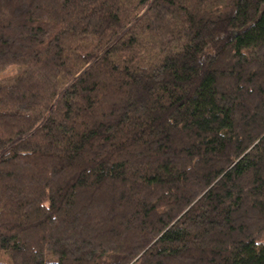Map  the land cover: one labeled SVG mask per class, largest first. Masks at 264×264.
Here are the masks:
<instances>
[{"label":"trees","instance_id":"1","mask_svg":"<svg viewBox=\"0 0 264 264\" xmlns=\"http://www.w3.org/2000/svg\"><path fill=\"white\" fill-rule=\"evenodd\" d=\"M264 0H0V264H264Z\"/></svg>","mask_w":264,"mask_h":264},{"label":"rangeland","instance_id":"2","mask_svg":"<svg viewBox=\"0 0 264 264\" xmlns=\"http://www.w3.org/2000/svg\"><path fill=\"white\" fill-rule=\"evenodd\" d=\"M260 241H264V235L260 238Z\"/></svg>","mask_w":264,"mask_h":264}]
</instances>
